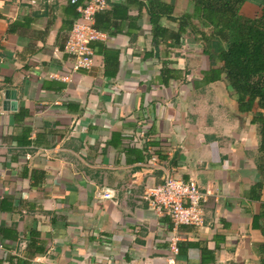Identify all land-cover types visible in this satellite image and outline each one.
Wrapping results in <instances>:
<instances>
[{
	"label": "crops",
	"instance_id": "obj_1",
	"mask_svg": "<svg viewBox=\"0 0 264 264\" xmlns=\"http://www.w3.org/2000/svg\"><path fill=\"white\" fill-rule=\"evenodd\" d=\"M86 1L0 0V264H158L174 235L177 264H260L254 110L238 109L224 73L204 79L199 33L154 43L148 6L159 0H106L93 62L72 70L64 43ZM163 1L172 12L158 24L177 30L193 5ZM165 172L207 192L203 224L149 209L142 195ZM106 187L114 197L99 196Z\"/></svg>",
	"mask_w": 264,
	"mask_h": 264
},
{
	"label": "trees",
	"instance_id": "obj_2",
	"mask_svg": "<svg viewBox=\"0 0 264 264\" xmlns=\"http://www.w3.org/2000/svg\"><path fill=\"white\" fill-rule=\"evenodd\" d=\"M189 1L193 12L181 15L177 30L158 24L162 15L171 16L172 5L159 0L154 7L149 1L153 41L170 37L171 44L177 46L187 27L200 34L203 51L210 58V68L204 79L215 81L224 73L226 87L235 95L238 109L254 110L252 122L258 126L259 147L264 153V0H248L259 7L251 15L242 11L247 0ZM194 19H197L196 23ZM206 27L209 31L203 30ZM218 63L220 65L216 67ZM260 264H264V255Z\"/></svg>",
	"mask_w": 264,
	"mask_h": 264
},
{
	"label": "built area",
	"instance_id": "obj_3",
	"mask_svg": "<svg viewBox=\"0 0 264 264\" xmlns=\"http://www.w3.org/2000/svg\"><path fill=\"white\" fill-rule=\"evenodd\" d=\"M76 2L77 0H71ZM107 6L106 0H88L78 4V18L72 23L64 43V50L74 57L72 70L88 68L93 62V51L90 42L101 38L104 33L95 25V14ZM67 80L68 74L60 76ZM146 164L156 165V157L152 155ZM207 192L203 191L194 180H182L165 172L162 181L149 187L142 195L149 209L160 215H167L175 225L203 224V201ZM101 198H112L115 190L106 187L99 194ZM177 235L170 237L168 253L162 257L158 264H177L178 252Z\"/></svg>",
	"mask_w": 264,
	"mask_h": 264
},
{
	"label": "water",
	"instance_id": "obj_4",
	"mask_svg": "<svg viewBox=\"0 0 264 264\" xmlns=\"http://www.w3.org/2000/svg\"><path fill=\"white\" fill-rule=\"evenodd\" d=\"M10 104H12L10 102L9 96H6L5 100H4V106L6 107L7 105L9 106Z\"/></svg>",
	"mask_w": 264,
	"mask_h": 264
}]
</instances>
